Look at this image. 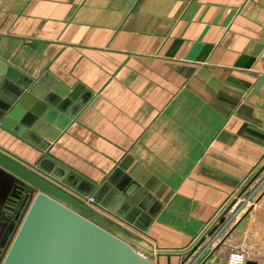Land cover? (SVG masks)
I'll list each match as a JSON object with an SVG mask.
<instances>
[{"label": "crops", "instance_id": "obj_1", "mask_svg": "<svg viewBox=\"0 0 264 264\" xmlns=\"http://www.w3.org/2000/svg\"><path fill=\"white\" fill-rule=\"evenodd\" d=\"M0 62L85 101L57 135L40 127L56 135L45 152L0 127L1 153L93 209L151 264H225L248 232V261L264 264V0H0ZM43 156L91 184L119 169L155 216L142 231L88 205L34 169ZM9 180L0 168V238ZM250 188L256 222L221 241Z\"/></svg>", "mask_w": 264, "mask_h": 264}, {"label": "water", "instance_id": "obj_2", "mask_svg": "<svg viewBox=\"0 0 264 264\" xmlns=\"http://www.w3.org/2000/svg\"><path fill=\"white\" fill-rule=\"evenodd\" d=\"M74 96L75 91L57 95L38 81L19 79L18 72L0 62V127L43 152L85 104ZM44 123L52 125L56 135L42 134ZM46 162L50 168L43 166ZM0 168L10 176L3 192L9 215L0 238V254L5 250L0 264H151L119 238L106 219L57 184L1 152ZM34 169L139 230L155 216L149 209L152 199L134 195V183L119 169L101 184L78 178L47 156Z\"/></svg>", "mask_w": 264, "mask_h": 264}, {"label": "rangeland", "instance_id": "obj_3", "mask_svg": "<svg viewBox=\"0 0 264 264\" xmlns=\"http://www.w3.org/2000/svg\"><path fill=\"white\" fill-rule=\"evenodd\" d=\"M253 189V187H251ZM249 189L246 194H244L243 196H237L236 198L238 197H241L240 199H242L243 201V204H245L246 206L243 208V213L242 211L240 213H238L235 217H234V214L232 215L231 217V221L229 223V225L226 227V229L223 231L222 235L220 236V239L221 241L228 238L229 235L232 233V229H233V225L238 222V221H242V223L245 225L247 222L249 223H252V222H256V219H257V212L256 210H258L259 206V200H260V194L256 193V194H249V192L252 190V189ZM248 193V194H247ZM245 196H248L247 198ZM238 206V205H237ZM237 206L234 207V210L235 212H237ZM230 209V208H229ZM231 213L228 212L227 214V218L230 216ZM245 227V226H243ZM264 237V233L262 235ZM214 238V236L210 237V240H212ZM205 239V238H204ZM221 241L220 243L218 242L213 248L214 249H218L220 246H221ZM257 241V238L255 237H252L251 233L248 232L246 237H245V240L243 242V244H247L249 243L250 245H254L253 243L255 242L256 243ZM247 242V243H246ZM202 242H199L193 249V252L194 253L197 249H199V246L201 245ZM255 247V245L253 246V248ZM207 247H205L206 249ZM5 255V250H3L0 254V261L3 259ZM190 257V256H189Z\"/></svg>", "mask_w": 264, "mask_h": 264}, {"label": "built area", "instance_id": "obj_4", "mask_svg": "<svg viewBox=\"0 0 264 264\" xmlns=\"http://www.w3.org/2000/svg\"><path fill=\"white\" fill-rule=\"evenodd\" d=\"M88 205H93L92 198H85ZM253 256V250L248 244H241L229 252L225 264H244Z\"/></svg>", "mask_w": 264, "mask_h": 264}]
</instances>
